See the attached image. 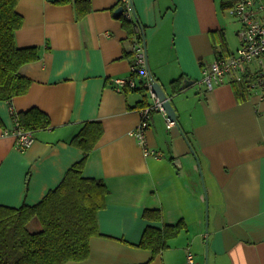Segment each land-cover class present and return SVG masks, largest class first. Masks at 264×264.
Segmentation results:
<instances>
[{
    "label": "crops",
    "instance_id": "obj_1",
    "mask_svg": "<svg viewBox=\"0 0 264 264\" xmlns=\"http://www.w3.org/2000/svg\"><path fill=\"white\" fill-rule=\"evenodd\" d=\"M73 1L17 4L23 25L16 43L39 47L40 58L20 69L29 90L0 100V204L43 199L84 156L72 138L97 121L102 133L83 176L102 180L109 192L89 257L66 264H264V87L246 91L232 77L211 90L200 83L218 54L240 45V26L232 36L222 0H131L149 70L177 113L168 127L162 112H152L147 143L161 157L145 156L129 134L150 93L115 82L130 76L133 59L119 0H91L82 19ZM260 67L254 61L245 73ZM33 107L51 125L20 150L14 113ZM180 221L185 227L159 254L139 245L147 227ZM30 226L41 228L37 218Z\"/></svg>",
    "mask_w": 264,
    "mask_h": 264
},
{
    "label": "trees",
    "instance_id": "obj_2",
    "mask_svg": "<svg viewBox=\"0 0 264 264\" xmlns=\"http://www.w3.org/2000/svg\"><path fill=\"white\" fill-rule=\"evenodd\" d=\"M70 1L56 0L58 3ZM18 2L0 0V100H11L29 90L31 79L20 69L24 64L40 58L39 47H20L16 43V31L23 25V16L17 11ZM73 2L79 19L91 9V0ZM232 3L233 0H222L221 5L226 9ZM119 7L123 8L119 16L128 31L133 56L132 45L136 41H145L144 32L138 21L126 15L124 0H119ZM255 79V74L249 76L245 73L242 80L235 82L248 91V87L255 89ZM178 80L180 78L173 80L172 84ZM138 82L135 88L142 89L146 94L148 90L142 84L143 79L139 78ZM173 87L176 88L175 85ZM14 114L21 127L34 132L51 125L48 114L39 108ZM101 133L99 122H85L71 140V143L83 149L84 156L38 203H23L19 207L0 204V264H66L70 260L79 261L89 257L91 237L99 233L98 211L106 205L109 190L102 180L83 176V167ZM36 218L41 228L31 230L29 223ZM183 227L185 223L182 221L165 224L162 228L149 226L139 245L151 249L153 255L159 254L168 247L170 238Z\"/></svg>",
    "mask_w": 264,
    "mask_h": 264
},
{
    "label": "built area",
    "instance_id": "obj_3",
    "mask_svg": "<svg viewBox=\"0 0 264 264\" xmlns=\"http://www.w3.org/2000/svg\"><path fill=\"white\" fill-rule=\"evenodd\" d=\"M126 5V15L133 17V6L131 0H124ZM230 14L236 16L240 22L238 35L240 45L237 50L229 56H217L210 66L203 69L200 83L211 90L215 86L225 82L227 77L235 80H242L245 74V68L248 64L258 61L261 67L253 72L256 79L253 85L256 88L264 87V0H233L228 7ZM133 59L131 64V74L127 77L116 78L115 82L118 88L138 86L139 78L143 79L142 84L147 88L152 98L151 103L140 109L141 120L136 128L129 134L133 135L143 148L145 156L161 157V151L150 147L147 143L146 133L150 127L151 115L154 110L162 112L167 118L168 127L175 124L168 115L164 101L160 100L153 90V78L151 76L148 64L145 42L136 41L132 45ZM15 116V114H14ZM16 127L14 134L16 137V146L20 150L30 147L35 141L34 131L25 129L15 116ZM189 261L193 260V253L188 251Z\"/></svg>",
    "mask_w": 264,
    "mask_h": 264
},
{
    "label": "water",
    "instance_id": "obj_4",
    "mask_svg": "<svg viewBox=\"0 0 264 264\" xmlns=\"http://www.w3.org/2000/svg\"><path fill=\"white\" fill-rule=\"evenodd\" d=\"M123 10L122 7H119L116 10V13H121ZM145 48H146V39H145ZM151 73V72H150ZM153 78V90L155 91L156 95L159 97L160 100L164 101V107L168 113V115L171 117L172 120H177V113L171 103L170 98L167 96L166 92L164 91L162 85L159 81H157L154 76L151 74Z\"/></svg>",
    "mask_w": 264,
    "mask_h": 264
},
{
    "label": "rangeland",
    "instance_id": "obj_5",
    "mask_svg": "<svg viewBox=\"0 0 264 264\" xmlns=\"http://www.w3.org/2000/svg\"><path fill=\"white\" fill-rule=\"evenodd\" d=\"M221 9L224 12V16H225V20L228 22L229 24V28H230V33L233 36L236 35V31L234 30L236 27L240 26V22L238 20V18L232 14L229 13L228 8L224 9L221 5ZM221 10V12H222ZM240 28V27H239ZM30 228L35 229L33 226H30Z\"/></svg>",
    "mask_w": 264,
    "mask_h": 264
}]
</instances>
